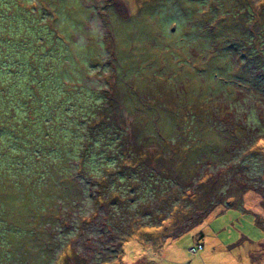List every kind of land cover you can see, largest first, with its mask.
<instances>
[{"label":"rangeland","instance_id":"1","mask_svg":"<svg viewBox=\"0 0 264 264\" xmlns=\"http://www.w3.org/2000/svg\"><path fill=\"white\" fill-rule=\"evenodd\" d=\"M172 1L174 8L160 9L158 0H36V6L58 9L62 16V20L46 19L51 29L63 31L58 43L69 55L70 65L57 72L55 81L66 75L64 85L75 97L62 101L85 106L95 103L91 96L78 99L86 89L104 94L97 103L105 104L103 115L106 110L108 117L118 121L122 137L128 134L131 152L135 151L130 155L140 154L137 147H142L141 153L154 162L157 151L168 152L173 126L182 120L189 132L192 128L199 132L197 140L203 137L198 127L210 122L212 128L223 121L245 123L251 130L249 138L260 135L263 130L259 126L264 124V42L259 37L264 35V22L251 19L261 0ZM245 32L248 34L238 36ZM57 51L55 48L54 53ZM54 61L42 65L49 68L46 72L58 66L53 68ZM62 127L67 124L60 122L58 129ZM76 133L66 129L62 137L71 134L66 139L70 141ZM190 136L197 137L194 133ZM197 140L195 144H200ZM259 143L264 150V139ZM201 149V144L191 146L184 156L186 163L202 157L203 163L196 162L200 172L210 170L217 176L221 168L208 160L215 147L199 154ZM12 178H0V215L13 227L10 234H0V264H13L8 256L16 255L12 252L19 240H31L28 234L41 223L42 218L30 216L48 204L56 207L53 221L56 215L66 213L50 226L56 239L52 245L55 263L73 264L72 255L66 262L72 253L71 243L85 219L101 220L97 206L101 199L95 194L88 202H51L54 190L49 188L44 196L51 200L46 201L41 194L39 199L35 192L10 189ZM92 188L101 192L97 185ZM243 199L246 210L232 207L221 212L215 208L198 226L165 239L158 251L150 247L147 236L142 238L136 231L124 242L118 262L103 261L93 249L88 259L94 254L93 264H155V260L156 264H264V198L248 190ZM43 224L40 229L46 235ZM17 228L22 230L20 234L15 232ZM145 230L155 237V227ZM34 249L29 246L24 254L32 255ZM99 250L105 251V244Z\"/></svg>","mask_w":264,"mask_h":264},{"label":"trees","instance_id":"2","mask_svg":"<svg viewBox=\"0 0 264 264\" xmlns=\"http://www.w3.org/2000/svg\"><path fill=\"white\" fill-rule=\"evenodd\" d=\"M158 1L160 9L174 8L175 1ZM36 4V0H0V178L12 176L10 189L35 192L39 199L41 195L45 199L44 191L53 188L52 200L49 196L46 201L88 202L95 194L101 199L97 206L103 222L98 218L82 222L66 262L72 255L73 264H93L95 254L101 255L103 261L117 259L116 263L122 259L124 242L136 231L142 238L147 236L152 244L149 246L158 251L165 239L198 226L215 208L221 212L232 207L246 210L243 195L248 190H255L264 198V150L259 143L264 139V124L259 126L263 130L260 135L249 138L251 130L245 123L220 120V126L212 128L210 122L198 127L203 137L197 140L199 132H194V128L189 132L182 120L173 126L175 134L170 136L168 152L157 151L154 162L141 153L142 147H137L140 154L130 155L135 151L131 152L128 134L122 137L118 121L107 116L104 103H97L104 94L89 88L78 99L91 96L95 103L78 107L64 103L62 100L75 94L64 85L66 75L56 81L55 78L62 67L70 65L69 55L58 43L63 31L51 29L50 20H46H62V16L58 9L47 10ZM251 19L263 24L264 0ZM245 34L248 33L238 36ZM259 37L264 42V35ZM51 59L57 61L53 68L58 66L46 72L49 68L42 65H49ZM102 109H106L104 115ZM60 122L67 127L58 129ZM66 129L78 132L74 139L66 141L71 134L62 137ZM193 133L196 139L190 136ZM196 140L202 145L199 154L215 147L208 160L221 168L217 176L210 170L200 172L197 163L205 161L202 157L186 163L184 156L189 148L200 145L195 144ZM94 185L101 189L100 193L93 191ZM54 209L48 204L30 216L42 218L40 226L28 234L31 240H19L12 252L16 255L8 256L13 264H56L52 248L56 239L50 226H55V221L66 213L56 215L53 221ZM42 221L46 235L40 229ZM151 227H155V237L153 232L144 231ZM12 230L11 223L0 215V234L5 236ZM21 231L15 229L18 234ZM109 231L118 237H112ZM102 243L105 251L99 250ZM29 246L36 249L32 255H25ZM92 249L94 254L88 259ZM107 251V256L100 254ZM251 257L255 260L253 254Z\"/></svg>","mask_w":264,"mask_h":264},{"label":"built area","instance_id":"3","mask_svg":"<svg viewBox=\"0 0 264 264\" xmlns=\"http://www.w3.org/2000/svg\"><path fill=\"white\" fill-rule=\"evenodd\" d=\"M198 247H202V245H199Z\"/></svg>","mask_w":264,"mask_h":264}]
</instances>
